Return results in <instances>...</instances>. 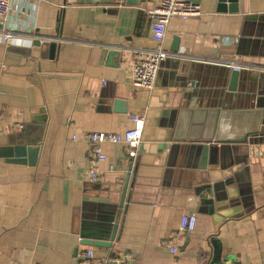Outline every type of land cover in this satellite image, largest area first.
<instances>
[{"label": "crops", "instance_id": "0c3cea01", "mask_svg": "<svg viewBox=\"0 0 264 264\" xmlns=\"http://www.w3.org/2000/svg\"><path fill=\"white\" fill-rule=\"evenodd\" d=\"M179 1L202 15L170 22L164 48L176 57L162 63L152 91L129 80L132 52L156 46L145 0L12 1L44 42L0 40V149L21 132L26 143L25 153L14 146L0 155V264H77L88 248L98 257L131 253L130 264H264V137L215 150L204 168L190 138L203 135L205 118L180 119V111L254 106L264 118V0H239L237 13L228 1L226 12L220 0ZM223 62L259 79L256 93L230 96L219 86ZM184 63L212 72L210 80L184 73ZM139 114L141 147L104 145L100 180L91 182L84 136L124 134ZM185 214L197 216L191 233L180 230ZM115 224L111 247L85 245L108 242Z\"/></svg>", "mask_w": 264, "mask_h": 264}, {"label": "built area", "instance_id": "2783aa9c", "mask_svg": "<svg viewBox=\"0 0 264 264\" xmlns=\"http://www.w3.org/2000/svg\"><path fill=\"white\" fill-rule=\"evenodd\" d=\"M13 0H0V40L8 45L33 47L34 43L44 42L43 37L36 34L35 23L23 20L20 17L22 8L12 4ZM151 5L145 8L151 22L152 38L155 48L152 50H137L132 52L130 82L134 87L152 91L155 89L157 77L162 63L174 59L176 55L164 48L170 22L179 18L188 20L202 15L198 4L179 0H145ZM16 2V0H14ZM228 43L237 45L239 39H226ZM232 71L241 72L243 68L233 62L220 63ZM135 127L124 134L114 133H87L84 140L93 147L87 174L91 182H98L101 177V165L107 156L103 146L106 144H124L133 149H139L143 142V130L146 124V115L139 114L132 118ZM21 129L24 127L21 125ZM197 216L185 214L181 219L180 230L191 233L195 230ZM171 251L176 248L171 246ZM134 260L131 253L110 249L106 255L98 257L93 249H86L79 256L77 264H130Z\"/></svg>", "mask_w": 264, "mask_h": 264}, {"label": "water", "instance_id": "95a60500", "mask_svg": "<svg viewBox=\"0 0 264 264\" xmlns=\"http://www.w3.org/2000/svg\"><path fill=\"white\" fill-rule=\"evenodd\" d=\"M229 2L230 7L229 11L232 13L239 12V0H220V11L226 12L225 4L226 2ZM40 42H35L34 46L40 45ZM174 52L179 51L178 45H176L173 48ZM188 63L183 64V72L189 74L190 76L198 77L200 76L199 81H205L210 80L212 72L208 70H197V68H191ZM225 71V72H223ZM218 80L219 86H222V88L229 93L230 96H234L233 93H237L239 91H245L248 92L247 98L252 96L256 93L255 87L259 85V79L257 80L254 76L251 74H246L244 72H238V71H232L230 68L223 67L222 74L217 73L216 76ZM204 79V80H203ZM258 81V82H256ZM192 85H195V82L192 83ZM221 88V87H219ZM221 88V89H222ZM253 100V97H252ZM227 102V101H225ZM220 107L216 109L211 110H203L199 112H186V111H180V119L182 120L181 123L185 121L186 118L196 117L200 120H203L205 118L204 122V133L203 135H198L197 133L194 134L193 138H190V141L197 142L201 144V152L203 157V166L206 168V161L208 158V155L213 153L215 150L217 153H219L221 150L224 149H231L232 145H246L252 142V140H255L258 136L264 137V133L260 134L261 132V125L264 120L263 118V111L260 109H257L255 106L252 107V109H246L245 111H231V113L221 111L219 109ZM224 110H228L223 108ZM236 110V109H235ZM194 115V116H193ZM179 119V120H180ZM207 119V123H206ZM232 120V121H231ZM236 123L235 127L232 128V124ZM206 123V125H205ZM201 128V126H200ZM26 129V128H25ZM24 129V130H25ZM25 133L21 132L16 135L10 136V146L7 148L0 149V155L2 156H12L14 153V146H19L18 148H23L24 153L26 150V143L24 139ZM175 140L182 139V136L179 132L175 133L174 136ZM17 140V141H14ZM219 144L220 148H219ZM13 146V147H12ZM169 144L165 143L161 148H169ZM222 147V148H221ZM133 165H130L129 173L127 174L124 186H123V193H122V199L120 208L122 209L125 204L126 195L128 191V185L130 183L131 178V172L133 169ZM121 212V211H120ZM119 229V224H115L113 226V232L111 235V239L108 242L104 241H86L85 245L87 246H112V243L114 242L117 232ZM107 244V245H105Z\"/></svg>", "mask_w": 264, "mask_h": 264}]
</instances>
